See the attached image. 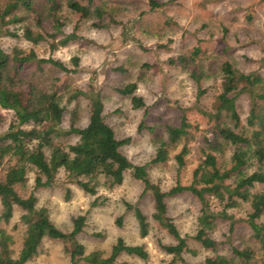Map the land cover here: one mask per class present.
I'll use <instances>...</instances> for the list:
<instances>
[{"label":"trees","instance_id":"trees-1","mask_svg":"<svg viewBox=\"0 0 264 264\" xmlns=\"http://www.w3.org/2000/svg\"><path fill=\"white\" fill-rule=\"evenodd\" d=\"M70 15L65 14L64 5ZM151 10L162 6L159 0H148ZM79 14L80 18L76 19ZM109 11L96 0H0V38L4 35L23 38L35 46L47 45L51 52L80 38L77 31L83 19H98L95 26L106 25ZM70 19V20H69ZM74 20V21H73ZM112 21L114 19L111 18ZM74 22V29L67 33L65 27ZM201 48L192 55L170 58L172 64H180L190 70L200 98L207 93L203 87L205 73L197 67ZM73 67L53 57H40L35 47L25 49L14 46L10 51L0 43V264H27L38 253L45 239L61 240L69 254L71 264H129L123 255L148 259L150 252L145 244H129L118 237L110 250L95 248L87 251L79 238L84 231L87 217L79 215L73 220L71 230L64 231L51 219L47 207L37 205L34 192L23 194L29 174H35L36 189L53 185L60 172L83 191L96 195L99 187L113 189L123 184L126 174L144 183L143 194L152 186L148 164H135L122 147L130 138H118L114 128L106 121L102 93L90 85V89L71 88L65 83L66 94L60 93L63 82L57 79L53 88L45 89L38 75L49 64L63 72H78L80 57L71 59ZM147 66V65H146ZM32 68V69H31ZM60 84V85H59ZM138 83L128 82L118 91L129 96L134 108L145 106L143 96L137 94ZM67 96V97H66ZM245 96L249 107L244 118L239 106ZM85 97L89 100V117L84 126L77 122L79 110L75 107L69 127H64L68 106ZM210 108L199 111L212 123V135L205 136L203 162L195 169L192 183L180 182L170 190L160 192L155 200L153 220L166 230L174 243L156 240L157 247L171 259L165 264H189L185 254H198L190 239L201 248L211 250L197 264H264V76L258 72H244L232 62L222 64L221 89L215 95ZM2 110L13 112L9 127L2 130ZM156 131V153L153 164L175 159L179 168L186 163L190 153L193 130H198L186 114L179 125L155 123L140 129ZM77 136L72 143L62 138ZM231 150L227 158V152ZM23 190V191H22ZM190 191L200 201V213L194 235L182 234L174 219L168 214L167 196ZM97 204V200L93 205ZM138 222L142 238L150 235L153 225L137 202L126 201ZM248 206L247 216L236 219L231 209ZM20 208V222L25 227L22 246L15 248L13 234L5 226L10 223L16 209ZM237 220H244L251 230L250 239L244 245H231L230 253L219 250L220 242L214 237L222 221H229L233 232ZM119 224L122 217H119ZM99 236L100 233H95Z\"/></svg>","mask_w":264,"mask_h":264},{"label":"rangeland","instance_id":"rangeland-1","mask_svg":"<svg viewBox=\"0 0 264 264\" xmlns=\"http://www.w3.org/2000/svg\"><path fill=\"white\" fill-rule=\"evenodd\" d=\"M159 1L162 6L151 10L148 0H96V4L103 3L110 13L102 21L106 25L95 26L94 21L98 19H83L77 31L80 38L54 52L47 45L35 46L23 38L7 35L0 38L7 51L14 46L35 47L40 57L60 59L69 67H73L71 59L79 56L78 72L66 73L52 65H44L38 75L40 84L51 89L60 79L62 94L67 93L65 83L71 88L87 90L93 85L102 93L106 121L114 128L117 137L130 138V142L122 147L124 153L135 164H148L152 186L146 194H143L144 183L130 173L126 174L123 184L113 189L101 185L96 195L83 191L63 171L53 185L38 189L34 187L35 174L32 172L26 191L22 190L27 195L34 192L37 205L47 207L52 221L64 231L72 229L75 217L86 215V225L79 238L87 251L95 248L108 251L118 237H123L129 244H145L150 257L144 260L123 255L122 259L129 264H165L171 259V255L160 251L156 244L158 238L166 243H174L175 239L153 220L155 200L160 192L170 190L178 182L191 184L195 169L203 162L205 136L212 135V123L199 107L210 108L220 91L222 64L230 61L244 72H258L264 76V0ZM64 10L72 18L66 3ZM75 17L79 19L80 15ZM73 21L65 27L67 33L73 31ZM197 47L201 48L197 67L205 73L203 87L207 88V93L200 98L190 70L169 62L172 57L192 55ZM132 81L138 83L137 94L143 96L146 103L143 107L134 108L130 97L118 91L119 87ZM64 103L68 106L64 127H69L75 107L79 110L78 124H87L88 99L80 97L72 103L67 100ZM239 106L245 118L249 107L247 97H240ZM183 114L200 127L193 130L185 165L179 168L175 159L151 163L156 153L157 133L163 134L164 130L161 127H156V131L146 127L140 129V124L179 125ZM2 115L1 129L5 130L14 118L13 112L2 110ZM77 139L75 135L62 138L65 143ZM230 154L231 150H228L226 157ZM96 200L97 204L93 205ZM126 201L137 202L151 220L153 229L146 238L140 236L138 222L132 210L127 209ZM166 202L168 214L181 233L194 235L201 207L199 199L190 191H183L167 196ZM247 210L248 206L244 205L230 212L236 219H244ZM21 213L22 210L17 208L10 223L5 225L14 236L16 250L22 246L25 231L20 222ZM119 217H122L121 224L117 221ZM213 235L220 242L219 250L230 253L231 245H244L249 241L251 230L244 220H237L231 232L229 221H222ZM190 242L198 249V254H185L189 264H197L213 254L196 241L190 239ZM27 264H71V259L61 240L47 238L39 253Z\"/></svg>","mask_w":264,"mask_h":264}]
</instances>
